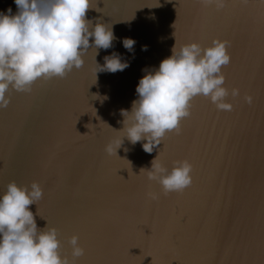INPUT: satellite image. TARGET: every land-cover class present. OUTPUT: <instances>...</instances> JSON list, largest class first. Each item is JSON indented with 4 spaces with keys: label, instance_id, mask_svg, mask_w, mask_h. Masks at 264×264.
<instances>
[{
    "label": "water",
    "instance_id": "obj_1",
    "mask_svg": "<svg viewBox=\"0 0 264 264\" xmlns=\"http://www.w3.org/2000/svg\"><path fill=\"white\" fill-rule=\"evenodd\" d=\"M9 6L16 12L14 0H0V11ZM86 17L111 23L112 47L96 56L90 47L80 68L37 79L30 91L11 89L9 104L0 108V192L10 181H37L43 195L28 207L38 228L48 223L58 229L62 255L71 258L68 238L78 235L84 253L74 264H264V0H226L221 8L201 0H91ZM123 37L134 38L133 51L122 45ZM213 38L229 42L224 85L240 92L225 98L232 110L194 96L191 116L181 119L179 133L164 135L162 151V142L149 153L143 140L133 144L125 137L119 157L115 149L108 154L105 145L123 127L120 109H130L137 98L142 70L158 67L175 39L179 49L191 41L208 46ZM113 51L128 66L98 72L95 82V59L102 64ZM245 94L253 96L251 104ZM156 155L169 170L188 159L191 184L163 192L140 171ZM118 167L124 168L117 173ZM150 191L158 198H149ZM248 233L251 243L239 247Z\"/></svg>",
    "mask_w": 264,
    "mask_h": 264
},
{
    "label": "clouds",
    "instance_id": "obj_2",
    "mask_svg": "<svg viewBox=\"0 0 264 264\" xmlns=\"http://www.w3.org/2000/svg\"><path fill=\"white\" fill-rule=\"evenodd\" d=\"M14 3L16 12L10 6L0 11V108L9 104L11 89L30 91L37 79L63 77L83 65L84 53L90 47L95 49L96 56L100 48L112 47L116 39L111 23L100 17L93 23L86 17L91 0H14ZM201 3L221 8L226 0H201ZM174 24L175 21L173 27ZM121 42L133 51L134 38L123 37ZM176 43L175 39L171 54L158 67L142 70L144 75L135 89L137 98L130 109H120L123 127L116 129L119 135L105 145L108 154L113 149L116 152L125 137L133 144L143 140V150L151 153L167 132L181 131V119L190 115L194 96L208 97L218 110H232V103L225 98L229 94L238 96L240 92L235 87L229 92L224 85L222 67L231 60L229 42L213 38L211 45L202 47L191 41L179 49ZM121 55L113 51L103 57L102 64L95 59V82L98 72H115L128 66L129 61ZM243 99L249 104L253 102L251 94H245ZM156 157L150 168L141 167L140 171L144 170L149 180H156L163 192H179L191 184L193 166L188 159L174 161L169 170ZM42 195L37 181L30 185L10 181L6 190L0 192V264H74V258L83 255L77 234L68 238L70 258L61 254L55 226L47 223L38 228L28 206ZM158 195L147 193L153 200Z\"/></svg>",
    "mask_w": 264,
    "mask_h": 264
},
{
    "label": "snow or ice",
    "instance_id": "obj_3",
    "mask_svg": "<svg viewBox=\"0 0 264 264\" xmlns=\"http://www.w3.org/2000/svg\"><path fill=\"white\" fill-rule=\"evenodd\" d=\"M243 22L241 18H237V23ZM261 33H262V39H261V46H260V52H259V71L261 73V80H262V86H261V108L262 112H264V18L261 20ZM192 111H190L191 116ZM264 122V121H262ZM162 147L159 149V151H162L165 148V143L163 140V137L161 139ZM114 156L119 157L116 152L113 153ZM124 167H118V169H122ZM127 169V168H126ZM135 173V172H134ZM190 185V184H189ZM251 243L249 233L247 235V239L241 238L239 242V247L243 248L248 246ZM259 251L262 257H264V199H262L261 204V213H260V239H259Z\"/></svg>",
    "mask_w": 264,
    "mask_h": 264
}]
</instances>
